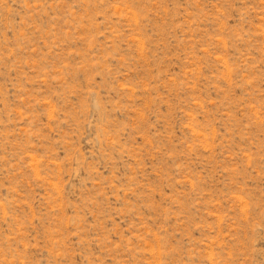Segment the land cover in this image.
Masks as SVG:
<instances>
[{
    "label": "rangeland",
    "instance_id": "374dc122",
    "mask_svg": "<svg viewBox=\"0 0 264 264\" xmlns=\"http://www.w3.org/2000/svg\"><path fill=\"white\" fill-rule=\"evenodd\" d=\"M0 264H264V0H0Z\"/></svg>",
    "mask_w": 264,
    "mask_h": 264
}]
</instances>
